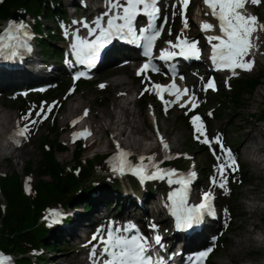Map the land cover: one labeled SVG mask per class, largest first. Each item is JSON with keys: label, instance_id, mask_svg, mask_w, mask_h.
I'll use <instances>...</instances> for the list:
<instances>
[{"label": "rangeland", "instance_id": "1", "mask_svg": "<svg viewBox=\"0 0 264 264\" xmlns=\"http://www.w3.org/2000/svg\"><path fill=\"white\" fill-rule=\"evenodd\" d=\"M79 1L81 2V0H76V2ZM83 1L85 4L83 2H79L80 4L78 6L81 9L84 8L85 10V5L87 6L90 4L92 0ZM94 1L98 2V0ZM173 3H177V0H164L163 3L164 11L162 13V21L164 20V17L168 18V26L164 33L167 38L165 44L168 46L169 44L167 41L174 39V36L179 34L183 27L180 15H172ZM61 4L64 6V9L67 10V23L64 21L58 23L53 21L46 22L45 18H43L45 28L43 30V34L48 36V26L56 29V27L59 25L60 29L58 30V33H63L66 38L63 36L64 39H58L59 41L54 42L53 44L59 49H65V44L71 42V39L67 38L69 37V34L74 32L75 28L83 27L84 25V21L80 23H73V21H78L80 18H84V15L80 11L77 14L76 7H69L67 0H61ZM198 9L202 10L204 20H209L210 23L216 24L215 19L211 15H205V13H208L209 9L203 5V0H192V4L190 5L189 12L187 14L189 28L185 31L184 35L199 40L200 43L204 45L206 50L210 51L211 47L206 40V36L217 34V29L215 31L209 32H202L200 30L199 24L201 19L197 15ZM246 9L249 13L256 15L260 23H264V0H262L259 5L248 4L246 5ZM6 23H8V21L4 22V24ZM256 35H258L259 39L253 41L257 47L254 50L253 57H251L255 61L254 66L251 71L237 69L235 74L237 77H251L257 74L264 75V31L258 32ZM36 45L37 48L40 49L39 44L36 43ZM48 58L50 59L48 61L60 63V60L54 57ZM200 60L201 62L197 63L193 70L206 78L208 75V73H205L207 68L205 63L207 62V59L204 57ZM114 68L115 67H108L105 69V71L94 74V76L89 80L81 79L77 84L71 80L70 76L66 77V74L61 72L58 77L56 76L58 79L57 82L54 79L51 80V82L42 81V83L48 85L50 90H55V94L50 98L42 100L40 103L36 101L38 95L34 91V84L37 82L30 83L27 81L26 84H24L25 86L21 85L23 88H19V86L11 84L8 80H4L7 84L3 88L0 87V91L4 92L3 97L0 99V110L12 114V116L15 118V122H20L22 125L28 123L31 131L29 134H27L26 138H23L24 141H27L24 148L27 152L26 155L19 159H14L12 156L1 159L0 176H3L4 174H10L13 170H17L21 174L22 179L26 183L27 187H30L31 185L34 186L37 183V175L33 174L30 176V178L26 177L25 167L29 161L37 162L42 157L39 149V140L43 134H51V138L54 137L51 133V125L54 120L57 121L61 131L60 142L65 144L68 148V150L65 152H58L57 158L61 163L73 165V150L75 148V144L72 142V133L77 131V127L71 125L70 121L72 117L81 115L84 109L90 111L87 121L89 125H97V128L101 129L103 120L107 121L108 123L111 121L115 122L113 123L112 128L107 129L106 131L101 129L100 133H98V137L100 135V142L103 149L105 151L107 150V153L112 152L115 147L112 145L111 138L115 137L116 133L118 136L120 129L125 128V126L121 125L118 126V128L116 127V123L119 124V119H124V116H122L120 108L115 107V105L112 103H119L121 102V99L119 96H117L119 93L118 90L115 87L111 88L110 86H107L106 82L108 83L110 78H114L116 75L120 74L119 76L125 78L127 81H133L131 86L134 87L132 92L128 95L129 100H133V102L129 106L132 107L133 111L137 112V115L139 116V125L142 129V132L152 137L151 140H146L148 141L147 148H153L155 146L157 147V149L150 153L149 157L154 156L155 160L161 163L168 161L167 164L164 163V165H174L186 172L194 171L196 173V177L198 178L196 182V189H199V191L201 190L202 193L211 190L216 198V203L220 207V217L218 221L213 222L211 226H214L213 230H215V235H213L211 240L208 239L204 243H200L198 245L199 247L208 245L214 246V254L210 259V264L264 263V245H257L252 241L247 240V238L258 236L259 234L264 233V198H261L264 195V170H259L257 167L251 164L250 161L254 157L252 154H248L247 159L237 157L236 150L243 132V130H241L239 127L242 123V120H232L234 118L235 111L241 110L246 113L247 119L254 120L260 126H264V119H257L260 114H264V84L259 85L253 95H246L243 100L244 103H241L239 107L234 108L230 104L223 102L217 95L221 91L226 90L230 92L232 89L229 83L232 72H221V86L219 91H204L201 89V107L197 113H194L189 111V109H183L180 107V102L170 103L166 106L163 101H159L155 97L153 82L160 80V78L162 79V76L159 78L158 76L153 77L146 75L148 79L145 78L146 76L137 77L135 72H137L138 69H133L132 67L130 75H127L125 72L121 73L120 71L113 74L111 71ZM195 76L196 77L191 81L193 83L195 82L196 78L198 80L197 82L200 80L197 75ZM64 82H70V84L67 85L65 91H61V86L65 84ZM169 83H171V81H169ZM101 84L105 86L101 88ZM146 85L149 88L148 91L144 90ZM22 90H28V95H22ZM44 94H46V92L42 93L41 95L44 96ZM71 97L77 98V101L74 103L76 106L79 102L81 104L78 110L69 116L67 121H63L61 115L64 112L65 106L70 101ZM138 98H140L139 102ZM23 99L28 100V102L31 104L29 106L28 103L21 104L20 101ZM165 100L174 101L175 96L170 95ZM49 105H54V108H52L51 112L47 113V118L44 119V113L47 112ZM41 106H43L44 111H41ZM109 106L111 108L114 107V109H111ZM107 109L112 110L111 118L105 116L104 114V111ZM29 112L32 113V115L29 117V120H23L22 117L26 116ZM141 112L146 116V120L143 115L140 116ZM37 113H40V115L37 116ZM209 113H211V115H209ZM154 114H156L158 117L161 134H159V132L156 130L155 122L153 120L151 122ZM194 114H199L202 117L209 138L211 139L215 137L217 133H220L223 138V143L226 145V147L232 150L233 155L236 157L238 171L235 173L229 171L228 183L226 185L229 191L227 193H225L223 189L215 187L211 183L210 178L215 175V166L217 165V160L208 145H205L194 138L193 125L191 124V116ZM132 117L133 115H130V119H132ZM33 119L37 121V123L34 125L30 123V121ZM247 129H250V127H247ZM13 131H11V133ZM126 132H131V127L129 124L126 125ZM9 135L11 136V134ZM161 135H167L170 139L175 141V153H164L161 143L158 144V139H160ZM140 136L141 135L138 134L136 135V137ZM81 144L84 150L83 160L85 161V164L87 165L86 162L89 159L95 160L93 164L94 176L100 177L101 181H103V176L108 179H117L120 184L124 200L119 198H116L115 200L104 198L98 202L100 205L97 212H99H92L87 216L82 213V210L84 209V203L78 206L77 209H75V213L77 211L78 214L76 213L75 216L81 221L84 220V227L78 229L77 227H79L80 223L78 225L76 223L65 225L60 236V240H65L62 245L63 249L61 251H48L47 253H45V251L43 253L39 252L41 254L47 255L48 257V259L43 264H52L57 258H67L69 253L73 252L74 249L79 250L83 245L82 243L94 241L92 245L96 246V243L99 241L100 237H98L97 240H93L92 237L94 234H96L94 232L98 229H102L103 227L104 234L106 235V231L108 229L106 225H110L109 217L104 222L101 220V216L106 213H109V215L111 213L116 214L118 211H121L122 205L124 203L127 205L129 202L133 201L138 204L139 197L137 194L143 195L144 199L146 200L154 195V197L162 201V195L166 197V194L169 192L166 184L161 181L154 183L155 185H153V190L149 187L143 189V183L137 181L131 173H128L127 175L114 173L111 170L109 155H107V153L101 152L100 149H98L97 144L91 145L90 143L83 142H81ZM213 147L217 149L218 153V146L214 144ZM96 155H100L103 158L100 159L95 157ZM141 156H146L144 151L137 152L134 155V158L132 157L134 163H139V157ZM166 156L168 157L167 159L165 158ZM260 156L264 157V152H262ZM145 163H148V161H145ZM241 171L244 172L243 176L240 175ZM259 184L263 185L260 186ZM255 192L257 193L253 194ZM255 196L261 199L254 201L253 197ZM151 203L147 215L149 216L148 219L157 218V216L159 217L161 213L160 208L158 205H156V202L152 201ZM94 204L93 206H95L96 209V202H94ZM116 206L119 207V209H117ZM114 208L115 211L112 212L111 210ZM53 209L57 208L54 206L51 210ZM46 217H48V219L52 218L50 216V209L47 211L44 219ZM158 219L162 221L163 229L170 228L168 223H166L165 218L159 217ZM96 224L97 226L95 228L94 226ZM74 228L78 229V238H73L70 235V231ZM170 231L171 228L165 232L168 233ZM208 233H210V230ZM178 243L181 244L182 242ZM187 246L190 247V251L194 250L195 247H198L197 244L192 245L191 243ZM90 253L91 251H88L81 254L80 257L73 258L72 264H82L81 261H85V258L88 257ZM83 264H87V262Z\"/></svg>", "mask_w": 264, "mask_h": 264}, {"label": "snow or ice", "instance_id": "2", "mask_svg": "<svg viewBox=\"0 0 264 264\" xmlns=\"http://www.w3.org/2000/svg\"><path fill=\"white\" fill-rule=\"evenodd\" d=\"M262 0H203V5L210 11L205 15H211L217 21L213 24L204 20L199 27L202 32L215 31L218 29V34L206 36V40L211 47L209 59L213 66L218 69H227L234 75L237 69L251 71L254 66V50L257 45L253 42L258 40L256 35L258 32L264 31V23H260L256 15L247 11L246 5H259ZM191 0H177V3L172 4L173 16L180 15L182 20V29L176 37V41H167L171 49L164 48L160 50L158 57L153 56V46L157 38L160 36L162 26L158 27L156 21L160 19L161 8L159 7V0H107V10L95 18L92 25L84 22V26L88 28L89 35H94L95 39L91 41L78 40L71 45L74 50V55L77 61L81 64L92 63V57L96 56L99 48L111 42L112 38L117 37L125 39L129 43L135 44L144 49L143 55L147 58L137 75L151 72H160L154 60L170 62L175 57L180 56L184 59H200L201 49L199 41L184 35L189 28L188 8ZM139 16L146 17V25L138 27ZM105 18H107L105 20ZM167 21V17L163 18ZM73 23H80L73 21ZM32 34L28 30V25L23 21H10L7 27L0 32V57L12 59L21 55V50L25 52L31 51L30 40ZM148 79V77H145ZM180 80L184 77L180 76ZM143 82V81H142ZM105 85L101 84L103 88ZM157 95L163 100L167 106L170 103H177L185 96L188 97L180 107H188L189 111H193L198 107L197 98L194 92L187 87L181 89L175 82V77L172 82L163 85L156 83L153 85ZM216 90V84L213 79H209L204 91ZM145 91L149 88L146 85ZM167 92L175 96L174 101L164 100L162 93ZM143 94V93H141ZM53 105H49L47 112L44 113L43 118H47V113L51 112ZM41 111H44L41 106ZM88 110L85 109L84 116H87ZM32 115L29 112L22 117L23 120L28 121ZM37 116L40 113L36 114ZM211 115V113H209ZM80 117L78 119H82ZM78 121H73L75 124ZM31 124L37 123L36 120H31ZM191 124L193 125L194 138L199 142L208 145L213 155L217 160L215 166V175L210 180L211 183L225 193L229 191L226 187L228 183L229 171L235 173L238 171V164L236 157L232 150L223 143V138L220 133L215 137L209 138L206 126L202 117L199 114L191 116ZM31 131L29 124L25 123L12 133L11 139L19 144V138H26ZM91 135V131L87 128L82 131H74L72 133L73 140L76 138H87ZM161 144L164 151H169V145L161 137ZM217 145V149L213 145ZM117 152L110 158L112 161L111 170L114 173L123 175L126 172L137 176L141 182L147 180H165L171 184H179L180 187L170 193L168 200L171 201V212L175 217L176 228L178 230L192 229L195 225L200 224L204 217L215 216L216 211L213 205L214 194L211 190L203 192L201 202L195 205H189L188 196L190 185L196 173L190 172L187 175L179 174L175 169L159 167V161L155 160L154 156L139 157V163H134L129 159L132 153L123 149L116 141ZM168 158L167 156L165 157ZM148 161V163H145ZM176 177V179H173ZM226 211V210H225ZM64 214L59 210H50V216L53 218V223H59L60 218ZM46 220L48 217L45 218ZM149 227L155 232L157 225L150 224ZM100 237V247L93 246L90 253V258L94 259V264H167L171 257L154 258L153 246H159L161 250L165 249L163 238L160 234H155L152 237L141 234L135 223H127L123 226L111 225L104 234L103 229H98L97 234H94L92 239L97 240ZM91 243V242H89ZM212 248L200 252L196 260L198 264H204V260L211 253ZM10 258L0 256V264H9Z\"/></svg>", "mask_w": 264, "mask_h": 264}, {"label": "trees", "instance_id": "3", "mask_svg": "<svg viewBox=\"0 0 264 264\" xmlns=\"http://www.w3.org/2000/svg\"><path fill=\"white\" fill-rule=\"evenodd\" d=\"M22 6L32 20L34 29L40 34L37 41L44 54L50 58H62V51L53 44L58 39H63L58 33L59 27L54 29L48 26V36L43 34V18L46 22H58L59 19L68 17L61 0H3L0 3L1 22L9 20L13 11ZM64 83L61 91H65L70 84ZM261 84H264L263 74L236 77L231 80L230 92L225 90L217 95L223 102L237 108L244 103L245 96L253 95ZM18 86L22 88L21 85ZM54 94L55 90H51L36 100L39 102L40 99ZM20 103H28V100L23 99ZM260 119H264V114H261ZM51 133L53 138L51 134L40 137L39 149L42 157L37 162L29 161L25 167L27 177L33 174L38 177L30 191L25 188L22 176L17 170L3 175L0 180V248L17 255V264H43L48 257L41 253L61 251L65 241L60 240L63 227L79 221L74 212L82 203V213L85 215L94 209V202H100L104 198L124 200L118 180L103 176L101 181L100 177L94 176L95 160L89 159L87 165L85 164L81 143L73 151L74 164L61 163L57 153L65 152L68 148L60 142L61 131L56 120L52 122ZM95 157L103 158L100 155ZM240 175L243 176L244 172L241 171ZM149 188L154 187L150 184ZM54 206L64 214L59 223L44 219L47 211Z\"/></svg>", "mask_w": 264, "mask_h": 264}, {"label": "bare ground", "instance_id": "4", "mask_svg": "<svg viewBox=\"0 0 264 264\" xmlns=\"http://www.w3.org/2000/svg\"><path fill=\"white\" fill-rule=\"evenodd\" d=\"M79 2H76V0H67V4L69 7H71V6L76 7L81 2H83L85 4V2L83 0H81L80 3ZM106 3H107V0H98V2L92 0L90 4H88L87 6L85 5L86 14L91 16V13L95 12L98 15H101L103 12H105L107 10ZM82 19L83 18H80L79 21L81 22ZM137 56L139 58H141L139 53H137ZM48 60H50L48 58V56L45 55L42 50L37 48L36 42L33 38L32 39V54H29L23 58V64H24V66H26L25 69H28V71H32V73L34 74V81L43 80V81L51 82V80H53L56 76H58L61 73L64 62L56 63V62H51ZM126 60H127L126 56L116 57L110 53L107 56V64H106L107 67L106 68L115 67L111 71V72H113V74L120 71L121 73L125 72V73H127V75H130L131 65L124 64V62ZM5 71L6 70H3L2 68H0L1 74H4ZM7 72L13 73V74L20 73L19 70H11V71H7ZM119 75L120 74L116 75L114 78H110L108 83L106 82L107 86H110L111 88L115 87L118 90L119 93L117 96H119L121 99V102H119V103H116V102L112 103L115 105V107L120 108V112L122 113V116H124V119H119V121H120L119 124L116 123L117 128H118V126H121V125L125 126V128L120 129V131H119L120 138L118 141H119L121 146L125 147L126 149H129L132 154L144 151V154L149 155L153 150L157 149V147L155 146L153 148H147L148 141H146V140H151L152 137L149 136L148 134L142 132V129L139 125V120H138L139 116L137 115V112L133 111L132 107L129 106L133 102V100H129V97H128V95L132 92V89L134 87V86L133 87L131 86L133 81L129 82L125 78H123ZM6 84L7 83H5L4 80H0V87L1 88L5 87ZM139 100H140V98H138V102H139ZM76 101H77L76 97H71L70 101L66 104L64 112L61 115L63 121H67L69 116L72 113L76 112L78 110V108L80 107V104H81L80 102L78 103L77 106L74 104ZM122 102H123V104H122ZM245 103H246V101H245ZM111 109H114V107ZM111 109H107L104 111L105 116H107L109 118L112 117V110ZM2 112H3V110H0V160L5 159L6 157H9V156H12L14 159L22 158L27 153L24 149L27 141H24L23 138H19L20 142H19V144H17L10 138L12 136V133L18 128L19 123L15 122V118L9 112H3V113ZM130 115H133L132 119H130ZM142 115L144 116V118L146 120V116L144 115V113L141 112L140 116H142ZM75 117H78V116L72 117V120ZM79 117H83V118L79 119V121L75 124V127H77L78 130L85 129L87 127L91 131V138L88 141V143H90L91 145L97 144V147H98V149H100L101 152L107 153L108 151L107 150L105 151L103 149V147L101 146V142H100L101 139H100V135L98 137V133H100L101 129L103 131H106L107 129L112 128V125L115 122L111 121L108 123L107 121L103 120L102 125H101V129H100V128H97V125H95V126L89 125L87 123L88 117L83 116V115H81ZM155 119H156V117H155ZM238 119L242 120V123L240 124L239 127L241 128V130H243V132H242V136H241V139L239 141V144H238V147L236 150L237 157L245 159L246 156H248V154H252V155H254V157L250 161L251 164L253 166L257 167L259 170H264V157L260 156V154L262 152H264V126H260L254 120L247 119L246 113L244 111H241V110L235 111L234 118L232 120L236 121ZM127 124H129L131 127L130 133L126 132V125ZM247 127H250V129H247ZM159 129H160V127H159ZM11 131H13V132L11 133ZM9 134H11V136ZM137 134L141 135V136L136 137ZM155 135H156V133H155ZM163 138L169 145V151L167 153L168 154L175 153L174 152L175 148H176V145L174 143L175 141L170 139L169 136H167V135H165V136L163 135ZM224 139H225V134H224ZM116 141L117 140H114L113 138H111V142H112L113 146L116 145ZM159 143H161V141L158 139V144ZM107 146H109V145H107ZM164 153H166V152L164 151ZM127 174H128V172L125 173V175H127ZM259 185L262 186L263 184H259ZM190 191H191V193H193L192 189H190ZM263 192H264V189H263ZM256 193L257 192H255L253 194H256ZM137 195L139 197V203L138 204H136L133 201L129 202V200H130V198H129V200H128L129 204L125 205V203H124L122 205L121 211H118L116 214L111 213L110 215H109V213H106V214L101 216V220H103L105 222L109 217L114 222H118V224L120 222H124L125 220H130L131 223L137 224L146 235H149L150 233H153V234L155 233L153 230L148 229L147 224L156 223L160 226V228L162 227V221L160 219H158L159 217L165 218L166 223H168V220L166 219L167 216H166V209H165V202L166 201H165V197L163 195H162V201H160L159 199L154 197V195L149 197L147 200L144 199L143 195H141V194H137ZM261 198H264V195ZM261 198L255 196V197H253V200L256 201L257 199H261ZM152 201L156 202V205H158V207L160 208L161 213H160L159 217L157 216V218L148 219L149 216H147V215L149 212L150 203ZM96 205H97V208L95 209V207H94V209L91 211V213L97 212L100 203L97 202ZM161 207H162V210H161ZM263 208H264V206H263ZM117 209H119V207H117ZM111 211L112 212L115 211V208L112 209ZM85 215H88V213H86ZM83 221L84 220H82L80 222L79 227H77L78 229L84 227ZM109 226L106 225V227H109ZM213 227H211L210 233L207 235V240L208 239L211 240L213 235H215V230H213ZM77 228H74L73 230L70 231L72 233L71 236L73 238L74 237L78 238V235H77L78 229ZM102 229H103V227H102ZM180 233L184 234L183 231H180ZM216 234H217V231H216ZM166 236H167L166 242L168 245L166 250L168 252H170V253L175 252V254L178 253L180 258L186 257L188 255V253H186L189 250L188 246L183 245V247L179 248L178 244H176V243H174V241L170 240L171 231L169 233H167ZM247 240H250L257 245H264V233H261L258 236H253L251 238H247ZM93 243H94V241H91V243H89V242L88 243H82L83 245L79 250L74 249L73 252L69 253V256L67 258H57L54 260V262L52 264H72L73 258L80 257L81 254L88 252V251H92V248L94 246V245H92ZM96 246H97V250H99L100 241H97ZM94 259L95 258H90V255H89L88 257L85 258V261L81 259L82 260L81 262H82V264L85 262H87V264H94ZM261 264H264V263H261Z\"/></svg>", "mask_w": 264, "mask_h": 264}, {"label": "water", "instance_id": "5", "mask_svg": "<svg viewBox=\"0 0 264 264\" xmlns=\"http://www.w3.org/2000/svg\"><path fill=\"white\" fill-rule=\"evenodd\" d=\"M26 17H27L26 10L24 8H19L12 13L10 17V21L25 22Z\"/></svg>", "mask_w": 264, "mask_h": 264}]
</instances>
